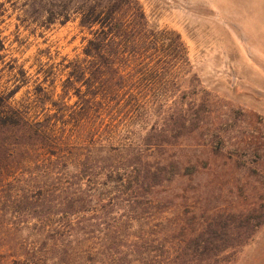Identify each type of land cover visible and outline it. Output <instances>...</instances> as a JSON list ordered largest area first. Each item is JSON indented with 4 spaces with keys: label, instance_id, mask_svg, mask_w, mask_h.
<instances>
[{
    "label": "trees",
    "instance_id": "obj_1",
    "mask_svg": "<svg viewBox=\"0 0 264 264\" xmlns=\"http://www.w3.org/2000/svg\"><path fill=\"white\" fill-rule=\"evenodd\" d=\"M11 1L23 22L77 20L89 37L63 59L60 92L55 70L33 97L17 98L24 68L0 88V264L228 263L264 225V207L180 238L164 216L173 200L153 197L198 170L164 157L208 111L184 88L182 35L152 25L140 0ZM5 49L0 37V64Z\"/></svg>",
    "mask_w": 264,
    "mask_h": 264
},
{
    "label": "rangeland",
    "instance_id": "obj_2",
    "mask_svg": "<svg viewBox=\"0 0 264 264\" xmlns=\"http://www.w3.org/2000/svg\"><path fill=\"white\" fill-rule=\"evenodd\" d=\"M140 2L152 25L182 35L192 63L184 88L190 87L197 103L205 101L208 107L200 126L167 146L164 154L169 161L196 165L197 172L179 176L153 194L173 200L164 216L182 238L184 231L199 233L217 214L264 207V0ZM19 7L0 0V37L6 48L0 88H11L24 68L27 83L17 98L33 97L39 83L50 86L43 79L55 70L58 93L65 77L63 59L78 55L89 35L77 20L49 26L23 22ZM225 255L226 264H264V225L248 244Z\"/></svg>",
    "mask_w": 264,
    "mask_h": 264
}]
</instances>
